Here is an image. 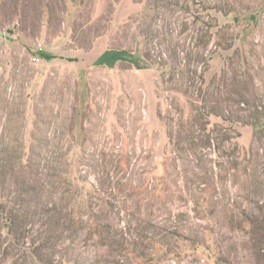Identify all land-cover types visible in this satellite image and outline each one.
Instances as JSON below:
<instances>
[{
  "label": "rangeland",
  "instance_id": "obj_1",
  "mask_svg": "<svg viewBox=\"0 0 264 264\" xmlns=\"http://www.w3.org/2000/svg\"><path fill=\"white\" fill-rule=\"evenodd\" d=\"M0 264H264V0H0Z\"/></svg>",
  "mask_w": 264,
  "mask_h": 264
},
{
  "label": "crops",
  "instance_id": "obj_2",
  "mask_svg": "<svg viewBox=\"0 0 264 264\" xmlns=\"http://www.w3.org/2000/svg\"><path fill=\"white\" fill-rule=\"evenodd\" d=\"M87 65L102 66L108 69L118 68L123 63H130L137 69H147L149 64L143 56L106 45L104 37H99L92 50L83 56Z\"/></svg>",
  "mask_w": 264,
  "mask_h": 264
},
{
  "label": "trees",
  "instance_id": "obj_3",
  "mask_svg": "<svg viewBox=\"0 0 264 264\" xmlns=\"http://www.w3.org/2000/svg\"><path fill=\"white\" fill-rule=\"evenodd\" d=\"M44 55V57H50V56H48L47 54H43Z\"/></svg>",
  "mask_w": 264,
  "mask_h": 264
}]
</instances>
